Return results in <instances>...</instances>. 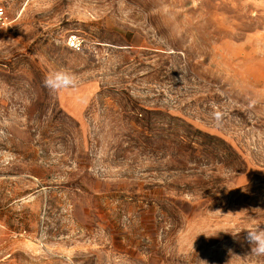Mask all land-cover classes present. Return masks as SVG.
I'll use <instances>...</instances> for the list:
<instances>
[{
	"label": "rangeland",
	"instance_id": "1",
	"mask_svg": "<svg viewBox=\"0 0 264 264\" xmlns=\"http://www.w3.org/2000/svg\"><path fill=\"white\" fill-rule=\"evenodd\" d=\"M0 5V264H264V0Z\"/></svg>",
	"mask_w": 264,
	"mask_h": 264
},
{
	"label": "clouds",
	"instance_id": "2",
	"mask_svg": "<svg viewBox=\"0 0 264 264\" xmlns=\"http://www.w3.org/2000/svg\"><path fill=\"white\" fill-rule=\"evenodd\" d=\"M44 84L51 91L57 92L74 87L76 78L68 71L61 70L48 75L44 80ZM246 230L248 231V240L252 244V254L264 256V227L257 225ZM232 234L236 235L238 233Z\"/></svg>",
	"mask_w": 264,
	"mask_h": 264
},
{
	"label": "built area",
	"instance_id": "3",
	"mask_svg": "<svg viewBox=\"0 0 264 264\" xmlns=\"http://www.w3.org/2000/svg\"><path fill=\"white\" fill-rule=\"evenodd\" d=\"M7 19V10L6 7L3 5H0V27H2L6 23ZM70 43L71 46L75 47L76 49L81 48V42L79 40V37L77 35H71L70 36ZM2 246V241L0 237V248Z\"/></svg>",
	"mask_w": 264,
	"mask_h": 264
}]
</instances>
